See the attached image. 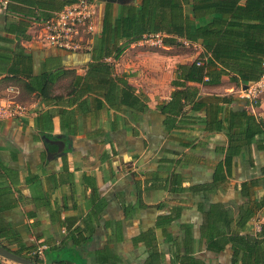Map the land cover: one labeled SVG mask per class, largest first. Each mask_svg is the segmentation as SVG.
<instances>
[{
    "label": "crops",
    "instance_id": "obj_1",
    "mask_svg": "<svg viewBox=\"0 0 264 264\" xmlns=\"http://www.w3.org/2000/svg\"><path fill=\"white\" fill-rule=\"evenodd\" d=\"M76 1L12 0L10 18H46ZM110 4L115 13L123 6ZM5 21L0 15V27ZM30 33L23 46L34 53L36 75L47 59L50 68L85 74L91 56H69ZM144 45H131L115 64L146 100L138 121L109 108L95 114L90 104L60 116L38 98L31 115L0 121V241L24 256L44 246L48 264H264L263 256H235L233 240L264 233V150L255 141L243 147L228 174L224 133L202 123L167 133L157 105L170 100L174 74L168 82L134 76ZM194 46L193 59L203 52ZM1 80L0 95L10 84ZM200 89L233 97V111L264 122V95L251 106L228 84Z\"/></svg>",
    "mask_w": 264,
    "mask_h": 264
},
{
    "label": "trees",
    "instance_id": "obj_2",
    "mask_svg": "<svg viewBox=\"0 0 264 264\" xmlns=\"http://www.w3.org/2000/svg\"><path fill=\"white\" fill-rule=\"evenodd\" d=\"M99 11L98 32L91 51L56 49L69 56H91L83 68L85 74L64 65L50 68L52 60L47 59L41 73L36 75L34 53L23 46L32 39L31 20L11 19L15 12L12 0H0V15L6 19L5 26L0 27V77L1 82L10 83L8 88L19 91L18 102L33 103L34 99L23 100V92L41 99L47 107H55L60 116L77 104L82 108L90 104L95 114L109 108L129 112L131 120L138 121L141 114L149 111L146 100L130 85L128 74L116 73L115 64L144 36L160 33L164 35L165 47L187 43L203 49L192 62L177 66L170 100L157 105L166 132L202 123L205 130L224 133L228 139L225 159L228 174L231 159L243 147L255 141L264 150V122L245 110L233 111L230 107L233 97H204L200 89L228 84L240 91L260 79L264 73V0H142L139 4L119 6L117 13L113 4L102 2ZM66 81L63 91H58V86ZM50 152L57 154L52 147L48 148V155ZM252 215L247 213L243 217L245 223ZM245 223L241 222L243 228ZM263 235L253 237L245 233L233 238L235 256L243 253L264 257V239L260 238ZM0 246L37 263L35 257L12 251L8 244L0 241Z\"/></svg>",
    "mask_w": 264,
    "mask_h": 264
},
{
    "label": "built area",
    "instance_id": "obj_3",
    "mask_svg": "<svg viewBox=\"0 0 264 264\" xmlns=\"http://www.w3.org/2000/svg\"><path fill=\"white\" fill-rule=\"evenodd\" d=\"M99 16L96 1L77 0L49 17L31 21L30 30L38 33V40L49 48L76 53L87 52L93 49ZM31 36L33 39L32 34ZM163 38L164 35L160 33L150 34L144 36L142 41L149 46L165 48ZM7 91L9 95L0 98V121L23 119L32 114L29 105L18 102L19 91L16 88L10 87ZM239 94L251 106H257L264 95V73L257 82L240 89ZM33 257L37 259L36 264H48L44 246H38L33 252Z\"/></svg>",
    "mask_w": 264,
    "mask_h": 264
},
{
    "label": "rangeland",
    "instance_id": "obj_4",
    "mask_svg": "<svg viewBox=\"0 0 264 264\" xmlns=\"http://www.w3.org/2000/svg\"><path fill=\"white\" fill-rule=\"evenodd\" d=\"M96 3L98 4V2ZM141 51L143 54H138V57H136L138 65L133 75H140V77H146L150 80L152 77L155 79L157 78L160 82H168V78L174 74L179 64H186L187 62L193 61L196 55L195 46L189 44H185L181 47L165 48L144 45ZM66 85L67 81L60 84L58 86V91H63ZM8 95L9 92L6 90V92H3L0 96L6 97ZM22 97L24 101H32L34 99V97L27 96L23 92Z\"/></svg>",
    "mask_w": 264,
    "mask_h": 264
},
{
    "label": "water",
    "instance_id": "obj_5",
    "mask_svg": "<svg viewBox=\"0 0 264 264\" xmlns=\"http://www.w3.org/2000/svg\"><path fill=\"white\" fill-rule=\"evenodd\" d=\"M107 3H114V4H120V5H126L130 4L133 0H102ZM247 86L244 87V89ZM49 156L52 157L54 154L52 152L49 153ZM0 257L3 258L6 261L12 262L14 264H36L34 261L26 259L24 257H21L4 247L0 246Z\"/></svg>",
    "mask_w": 264,
    "mask_h": 264
}]
</instances>
